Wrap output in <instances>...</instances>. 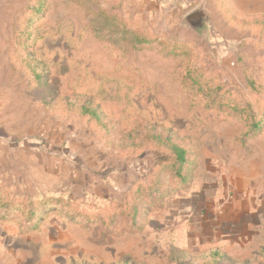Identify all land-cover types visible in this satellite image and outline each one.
<instances>
[{
    "label": "rangeland",
    "instance_id": "obj_1",
    "mask_svg": "<svg viewBox=\"0 0 264 264\" xmlns=\"http://www.w3.org/2000/svg\"><path fill=\"white\" fill-rule=\"evenodd\" d=\"M195 6L215 43L182 23ZM211 97L264 109V0H0V204L34 212L0 205V264H261L264 110L241 142ZM163 143L192 170L140 232L77 215L120 201Z\"/></svg>",
    "mask_w": 264,
    "mask_h": 264
},
{
    "label": "trees",
    "instance_id": "obj_2",
    "mask_svg": "<svg viewBox=\"0 0 264 264\" xmlns=\"http://www.w3.org/2000/svg\"><path fill=\"white\" fill-rule=\"evenodd\" d=\"M181 83L191 89L198 90L200 88V81L190 72L183 76ZM211 98V103L215 107L224 109L229 107L235 110L236 116L240 118L245 127L240 136L241 142L260 132L263 125L261 117L263 116V108H251L249 110L246 106L227 101L225 97H218L217 102L215 97ZM163 145L167 149L161 153L157 152L149 174L146 177L139 176L130 183L120 201L117 202L112 199L102 198L99 202L96 201L92 204H86L79 209L75 208L78 213L77 215L85 216L90 220L98 219L105 225L112 224L115 217H120L124 220L126 219L125 221L129 225L128 227L131 232H140L142 227L148 222V217L154 211L162 208L164 200L187 185V180L192 170L190 157L186 149L174 143L168 145L163 143ZM169 176L173 179V183L165 184L164 181ZM49 200L50 198L45 197L38 204H45ZM0 205L4 210L13 208L25 209V215L28 218L34 214L32 209L27 208V204L23 201H19L18 203H2ZM71 208H74V206H71ZM77 215L75 216L69 213L67 216L71 221L76 222ZM216 254L214 252L213 256ZM261 264H264V252L262 254Z\"/></svg>",
    "mask_w": 264,
    "mask_h": 264
},
{
    "label": "water",
    "instance_id": "obj_3",
    "mask_svg": "<svg viewBox=\"0 0 264 264\" xmlns=\"http://www.w3.org/2000/svg\"><path fill=\"white\" fill-rule=\"evenodd\" d=\"M182 23L208 42L212 44L216 42V36L211 28L210 16L201 6H195L187 11L182 17Z\"/></svg>",
    "mask_w": 264,
    "mask_h": 264
},
{
    "label": "crops",
    "instance_id": "obj_4",
    "mask_svg": "<svg viewBox=\"0 0 264 264\" xmlns=\"http://www.w3.org/2000/svg\"><path fill=\"white\" fill-rule=\"evenodd\" d=\"M160 0H155V2H159ZM191 213V212H190Z\"/></svg>",
    "mask_w": 264,
    "mask_h": 264
}]
</instances>
